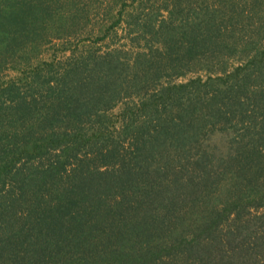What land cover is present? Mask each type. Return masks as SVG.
<instances>
[{
    "label": "trees",
    "instance_id": "obj_1",
    "mask_svg": "<svg viewBox=\"0 0 264 264\" xmlns=\"http://www.w3.org/2000/svg\"><path fill=\"white\" fill-rule=\"evenodd\" d=\"M120 1L0 0V264H264V0Z\"/></svg>",
    "mask_w": 264,
    "mask_h": 264
},
{
    "label": "rangeland",
    "instance_id": "obj_2",
    "mask_svg": "<svg viewBox=\"0 0 264 264\" xmlns=\"http://www.w3.org/2000/svg\"><path fill=\"white\" fill-rule=\"evenodd\" d=\"M94 1V0H93ZM106 1L107 0H104V2H101V4L100 5H97L96 6V8H94L93 9V11H92V13L93 14H96V13H98V14H100V15H103V14H105L107 11H108V7H109V4L107 3V4H105L106 3ZM124 2L123 3H121V1L119 2V3H121L120 5H119V7L118 8H122L123 7V4H127V5H130L131 6V4L132 3H135L136 4V1L135 2H133V1H131V0H123ZM153 1V2H152ZM151 1V3H157V4H162L161 3V1L160 0H152ZM187 1V0H186ZM194 1V0H193ZM107 5V6H106ZM93 7H94V5H93ZM130 8V7H129ZM126 9H128V6H127V8ZM118 11V10H117ZM117 13V12H116ZM93 17L95 18V16L93 15ZM125 25V24H124ZM126 26V25H125ZM90 28H91V26H90ZM123 29H119V31H118V35H120V36H118V43L120 44V43H123V42H125L126 41V39L124 38V37H121V34H124V32L122 31ZM188 78H182V79H180V80H178V81H184V80H187Z\"/></svg>",
    "mask_w": 264,
    "mask_h": 264
}]
</instances>
